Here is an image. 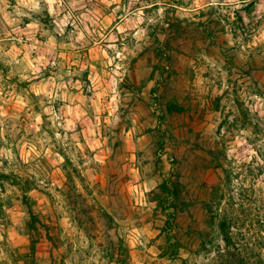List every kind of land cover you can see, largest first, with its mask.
<instances>
[{"label": "rangeland", "instance_id": "rangeland-1", "mask_svg": "<svg viewBox=\"0 0 264 264\" xmlns=\"http://www.w3.org/2000/svg\"><path fill=\"white\" fill-rule=\"evenodd\" d=\"M7 2L11 12L16 0ZM82 2L87 10L95 7L102 20L110 19L103 34L114 32L117 48L126 46L131 53H125V74L117 78L113 115L118 120L113 126L109 90L100 98L104 110L98 121L91 111L90 125L75 121L81 146L98 140L99 148L76 152L74 164L68 153L75 148L53 139L63 163L53 164L52 155L33 159L32 153L25 163L16 147L26 126L25 110H19L20 134L15 140L0 134V149L10 147L15 156L10 163L0 153V264H264V164L257 159L264 160V41L253 43L264 23V17L253 15L260 0H247L242 9H231L225 0L215 5L211 0H107L109 7L105 0ZM130 3L133 12L147 5L139 25L146 31L138 41L136 28L115 31ZM117 4L121 11L113 17ZM194 5L199 7L190 11ZM161 8L162 15L156 16ZM148 17L155 23L149 24ZM21 19V29L32 22ZM32 19L39 21L36 41L45 44L41 31L53 32V17L44 10ZM2 21L0 13V48L10 50L15 44L19 49L18 34L11 28L12 39L4 40ZM72 31L69 24L64 37L56 36L53 56L64 72L89 65L71 77L80 88L62 90L79 94L87 105L97 91L90 77H99L101 87L108 88L112 70L104 67V53L114 54L106 42L59 47L68 43ZM19 39L27 41V36ZM11 70L0 62V111L5 110L3 89L9 85L20 93L52 80V88L58 83L54 74L62 71L50 63L36 79L21 81L18 76L9 79ZM29 97L39 112L41 97L32 92ZM69 103L57 100L53 108L59 112ZM7 112L12 116L17 109L8 106ZM42 121L41 133L53 136L51 122L46 116ZM88 127L91 135L85 139ZM58 131L62 138L73 135ZM233 148L230 159L227 153ZM85 157L96 159L85 166ZM145 182L152 190L140 197Z\"/></svg>", "mask_w": 264, "mask_h": 264}, {"label": "clouds", "instance_id": "clouds-1", "mask_svg": "<svg viewBox=\"0 0 264 264\" xmlns=\"http://www.w3.org/2000/svg\"><path fill=\"white\" fill-rule=\"evenodd\" d=\"M135 0H133V3ZM212 5H215L218 0H211ZM225 3L231 9H242L244 5L247 3V0H225ZM105 6L109 7L107 0H105ZM147 5H143L141 8L136 9L134 12L130 11L132 8V3L129 4L128 8L123 9L125 15L120 17L121 23L115 26V31L119 33H126L129 28L138 29L135 32L134 39L137 41L144 37L146 29H140L139 25L143 24L145 21L143 7ZM10 5L7 0H4L3 7H0V13L3 15L2 21V30L3 37L5 41L12 39L11 33L8 31L11 28L12 33H17V41L20 42L21 47L18 49L15 44L12 45L10 50H5V48H0V62L4 63L7 66L11 67V71L8 73L9 79L13 76H18L21 81L34 80L37 76L42 74V70L47 68L49 64L53 67H59L62 69L60 74H54L55 80L58 83H55L54 87L50 88L53 85L52 80L41 81L40 84L31 85L30 89L27 91H23L17 93L15 85H9L8 88L3 89L5 95L2 97L3 104L5 106V110L0 111V116H3L4 119L0 120V134L7 133L9 136L15 140L16 136L20 134L21 127L18 125L17 121H19V110H25L26 117V126L23 131L25 135L21 138V140L17 143L16 147L20 149V153L25 163H28V153L34 154L33 159L35 157H39L41 155L49 156L52 155L55 158L52 160L53 164L63 163V158L57 155L54 152L56 144H59L62 147H74L76 151L69 152L68 155L72 159V162L76 164L77 157L76 152L83 153L84 148H91L95 151L97 148L101 146L100 141H92L84 146H81L78 140V134L75 133L76 123L75 121H79L82 124H91V121L88 119L87 112L91 111L95 116L97 121L99 120V113L104 109L101 107L100 98L104 95L108 94V91L111 92V102L113 104L112 112L110 116L112 117L111 123L114 126L116 121L118 120L117 116H114L116 108L115 104L118 102L119 93L117 92L116 85L118 83L117 78H122L125 74L124 61L127 59L125 53H129L128 47H123L122 49L117 48V36L114 32L109 31L107 35L103 34V29L107 28L108 24L111 23L110 19L105 17L103 20L101 19V14L95 9L87 10L85 4L82 0H68L65 3V0H16L15 7L12 8V11L9 12ZM199 5H194L190 11H196ZM82 9H84L82 11ZM44 10H47V13L53 17V23L55 24V28L52 33L47 31H41V35L47 37V41L45 44H40L39 41H36L35 35L37 26L39 24L38 20L32 19L33 14H41ZM121 11V5L117 4L115 8L112 9L111 15L113 17L116 16V13ZM164 9L161 8L156 16H161ZM79 12V15L76 13ZM256 20H260L264 17V0H260V4L257 6V11L253 14ZM241 16L244 20V23H249L247 14L241 12ZM23 17H28L32 20V23L28 24L26 28L21 29L19 25L22 23ZM131 17V18H130ZM148 23H155V19L152 17L147 18ZM71 24L74 31L69 32L66 36L67 44L61 43L59 47L61 48H69L75 49L77 46L80 48L87 47L90 43L96 44L99 46V42H106V48L110 49L114 54L109 57L107 52L104 53L105 61L104 67L105 69H111V78L108 82V88L103 89L101 85L98 83L99 77L93 76L90 79L93 80V85L97 89L94 93L93 97L90 98L88 104L85 105L83 99H81L80 95L71 96L66 91H62L67 87H75L80 88L79 82L76 84L72 83L71 77L80 75L86 67H89L87 64H81L79 71H63V65H58L56 62V58L53 56V52L57 48L56 36L60 37L65 36V28ZM91 26L92 30L89 31V27ZM99 29V30H98ZM20 34L27 36V41H21L19 39ZM95 37H99V41L95 39ZM264 41V23L260 25L259 35L253 36V43ZM232 43V41H230ZM37 53L35 58H32V53ZM23 53L22 58L18 59L17 57ZM131 54V53H129ZM62 55V54H61ZM45 56H48L49 59H45ZM119 61V63H118ZM215 67V65H213ZM94 71V70H93ZM65 77H68L67 85L64 83ZM11 89V90H9ZM29 92L35 93L36 96L41 97L38 101L40 111L36 112L33 110L32 101L29 97ZM60 93L57 95L56 93ZM68 99L70 101L69 104H65L60 108L59 112L54 110L53 104L57 100H65ZM252 99L258 100V97H252ZM80 100V104H76L75 101ZM11 106L17 109L12 116H8L7 107ZM255 110V109H253ZM264 115V113H262ZM47 118L48 121L51 122L50 130L53 133V136H49L48 131H44L41 133L40 125L43 123L42 117ZM9 120L12 123L9 125ZM64 129L67 132H73V135L69 137H61L58 129ZM35 133H41L40 135H35ZM85 139H89L91 135V128H85ZM28 134H32V139L28 138ZM247 135V133H244ZM53 139H55L56 144H53ZM69 140L71 144H69ZM7 144V141H5ZM241 143L240 140H237V144ZM27 150V151H26ZM235 149H229L228 156L231 159L233 152ZM0 153L9 160L11 163L15 160V156L13 155L11 148L0 149ZM251 155H255L254 152ZM251 158V157H249ZM96 158L93 157L92 160H89L85 157L86 165L93 163ZM258 161L264 164V160ZM79 167V165H77ZM39 164L36 165V168L39 169ZM5 171H8L5 169ZM30 172L39 180L40 186H44V181L39 179V174L34 169H29ZM152 189L149 186V182H145L141 186V190L138 195L140 197H144L146 193L150 192ZM51 191V189H49ZM135 191V189L133 190ZM137 204H141V201L137 200ZM62 224H67L66 220L61 221ZM138 242V241H137ZM222 244V241H221ZM87 245L85 244L84 247ZM215 255V253H212Z\"/></svg>", "mask_w": 264, "mask_h": 264}, {"label": "trees", "instance_id": "trees-1", "mask_svg": "<svg viewBox=\"0 0 264 264\" xmlns=\"http://www.w3.org/2000/svg\"><path fill=\"white\" fill-rule=\"evenodd\" d=\"M162 188L166 191V190H168V184H164L163 186H162ZM170 193V192H169ZM177 192H175L174 194H176ZM225 226V225H224ZM226 242L228 243V238H227V235H226Z\"/></svg>", "mask_w": 264, "mask_h": 264}, {"label": "crops", "instance_id": "crops-1", "mask_svg": "<svg viewBox=\"0 0 264 264\" xmlns=\"http://www.w3.org/2000/svg\"><path fill=\"white\" fill-rule=\"evenodd\" d=\"M30 23H32V22L27 23V24H26V27H27V25L30 24ZM26 27H25V28H26Z\"/></svg>", "mask_w": 264, "mask_h": 264}]
</instances>
